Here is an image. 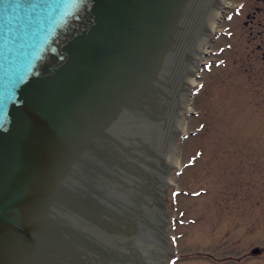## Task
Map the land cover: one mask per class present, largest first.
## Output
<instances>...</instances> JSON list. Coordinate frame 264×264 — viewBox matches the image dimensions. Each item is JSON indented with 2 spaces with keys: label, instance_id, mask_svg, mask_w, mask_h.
<instances>
[{
  "label": "water",
  "instance_id": "95a60500",
  "mask_svg": "<svg viewBox=\"0 0 264 264\" xmlns=\"http://www.w3.org/2000/svg\"><path fill=\"white\" fill-rule=\"evenodd\" d=\"M222 2L0 0V264L166 259L185 99Z\"/></svg>",
  "mask_w": 264,
  "mask_h": 264
},
{
  "label": "rangeland",
  "instance_id": "374dc122",
  "mask_svg": "<svg viewBox=\"0 0 264 264\" xmlns=\"http://www.w3.org/2000/svg\"><path fill=\"white\" fill-rule=\"evenodd\" d=\"M209 38L167 190L166 264H264V0H227Z\"/></svg>",
  "mask_w": 264,
  "mask_h": 264
},
{
  "label": "bare ground",
  "instance_id": "6f19581e",
  "mask_svg": "<svg viewBox=\"0 0 264 264\" xmlns=\"http://www.w3.org/2000/svg\"><path fill=\"white\" fill-rule=\"evenodd\" d=\"M226 1H227V0H223V2H222V4H221V7H220V9H219V11H218V14H217V16H216L215 22H214L213 27H212V29H211L210 35L214 32V29H215L216 26H217L218 20H219V18H220L221 12H222V10H223V7H224ZM210 35H209V37H210ZM209 37H208L207 43H206V45H205V48L208 46L209 39H210ZM205 48H204V50H205ZM204 50H203V52H204ZM203 52H202L201 57H200V59H199L198 65L200 64L201 59L203 58ZM198 65H197V69H198ZM197 69H196L195 76H194V78H193V81H192V84H191V85H193V83L196 81V73H197V71H198ZM188 95H189V92H188ZM188 95H187V96H188ZM185 108H186V106H185V104H184V109H185ZM184 109H183V110H184ZM184 128H185V119L183 118V115H182V119H181V128H180V130H181V129H184ZM178 151H179V147H178V149H177L176 166L179 165ZM174 183H175V179L173 180V184H174ZM167 211H168V239H169V234H170V226H169V225H170V218H169L170 213H169V212H170V210H169L168 206H167ZM172 253H173V251H172V248H171L170 243H169L168 256L166 257V259H165L161 264H166V263H168V261H169V259H170V254H172Z\"/></svg>",
  "mask_w": 264,
  "mask_h": 264
},
{
  "label": "flooded vegetation",
  "instance_id": "af4514ba",
  "mask_svg": "<svg viewBox=\"0 0 264 264\" xmlns=\"http://www.w3.org/2000/svg\"><path fill=\"white\" fill-rule=\"evenodd\" d=\"M236 13H239L238 11Z\"/></svg>",
  "mask_w": 264,
  "mask_h": 264
}]
</instances>
